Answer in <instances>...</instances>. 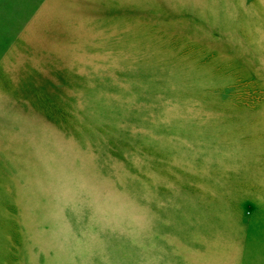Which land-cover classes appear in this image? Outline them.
Wrapping results in <instances>:
<instances>
[{
  "label": "rangeland",
  "instance_id": "rangeland-1",
  "mask_svg": "<svg viewBox=\"0 0 264 264\" xmlns=\"http://www.w3.org/2000/svg\"><path fill=\"white\" fill-rule=\"evenodd\" d=\"M45 1L0 0L1 50ZM45 9L0 70V264H264V0Z\"/></svg>",
  "mask_w": 264,
  "mask_h": 264
},
{
  "label": "crops",
  "instance_id": "crops-1",
  "mask_svg": "<svg viewBox=\"0 0 264 264\" xmlns=\"http://www.w3.org/2000/svg\"><path fill=\"white\" fill-rule=\"evenodd\" d=\"M52 1H54V0H48L46 2L43 11L40 12V14H39L40 16H36L32 20L29 17L26 20V22L20 28V30H23L22 35H20L18 38L13 39L11 42L9 41L5 45V47H4L3 50L0 49V70L2 69V67H5L6 66L7 61L10 58L11 59L13 58L14 52L17 51V50H19V49H21V47L27 42V37L30 36L31 31L34 28L35 29L37 28V26L39 25L41 19H44V13L46 11L45 8ZM12 30H13V22L11 20V16H9V17H6L4 19V21L0 22V41L2 42V39H1L2 36H5L7 33H10V31L12 32ZM8 44H11V45L9 46Z\"/></svg>",
  "mask_w": 264,
  "mask_h": 264
}]
</instances>
